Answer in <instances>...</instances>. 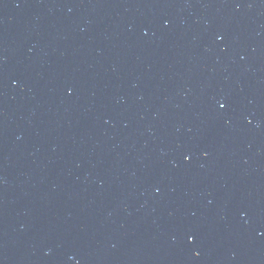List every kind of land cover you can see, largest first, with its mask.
Wrapping results in <instances>:
<instances>
[{
	"label": "water",
	"instance_id": "water-1",
	"mask_svg": "<svg viewBox=\"0 0 264 264\" xmlns=\"http://www.w3.org/2000/svg\"><path fill=\"white\" fill-rule=\"evenodd\" d=\"M0 264H264V0H0Z\"/></svg>",
	"mask_w": 264,
	"mask_h": 264
},
{
	"label": "snow or ice",
	"instance_id": "snow-or-ice-1",
	"mask_svg": "<svg viewBox=\"0 0 264 264\" xmlns=\"http://www.w3.org/2000/svg\"><path fill=\"white\" fill-rule=\"evenodd\" d=\"M220 107L223 108V107H225V105L224 104H221Z\"/></svg>",
	"mask_w": 264,
	"mask_h": 264
}]
</instances>
